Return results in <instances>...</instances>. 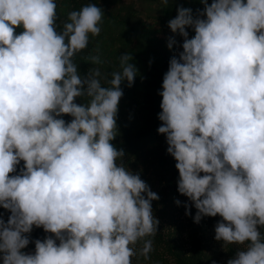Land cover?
<instances>
[{"label": "clouds", "instance_id": "obj_1", "mask_svg": "<svg viewBox=\"0 0 264 264\" xmlns=\"http://www.w3.org/2000/svg\"><path fill=\"white\" fill-rule=\"evenodd\" d=\"M200 3L167 22L183 39L158 90L157 132L176 161L185 214L222 218L214 239L237 246L227 264H264V0ZM56 9V0H0V208L10 213L0 212V261L147 260L151 240L132 246L157 233L160 197L112 143L133 56L120 55L107 86L98 67L81 75L73 57L99 36L104 10L88 2L58 30ZM177 43L171 36L167 47ZM34 227L48 235L26 252Z\"/></svg>", "mask_w": 264, "mask_h": 264}, {"label": "rangeland", "instance_id": "obj_2", "mask_svg": "<svg viewBox=\"0 0 264 264\" xmlns=\"http://www.w3.org/2000/svg\"><path fill=\"white\" fill-rule=\"evenodd\" d=\"M179 1L183 0H169V2ZM160 2L161 0H118L117 3L108 6L109 10H106L102 1L100 3V1L94 0L93 3L101 7L105 14L100 25L101 32L99 36L92 37L90 35L88 46L73 57L77 71L83 75L88 70L98 67L102 74L101 83L107 86L104 77L111 72L118 71V67L111 60L117 54L120 58V55L126 52L133 56L131 31L121 22H117V15L132 12L141 18L139 21L141 34L157 46L169 49L167 47V21L158 16ZM56 3L61 14L78 10L72 8L70 0H56ZM94 48L101 51L105 49V52L99 56V64L94 63L91 59V57L98 56ZM136 61L138 65L141 63L139 59ZM159 105L157 98L146 85L141 86L133 95L123 96L119 102L117 115V136L112 142H117L145 127L160 109ZM174 167L175 164L167 167H152L148 172L151 178L147 184L160 197L159 200L152 201L154 215L159 218L160 223L155 235L146 236L132 246L138 251L144 240H151L152 251L149 253V259L145 260L142 256H134L132 264H213V261L216 264H227V260L233 256L237 246L222 244L214 239V226L217 221L222 219L219 215L195 223L193 216L197 210L194 207L190 209L191 215L185 214L184 204L187 197L178 199L181 201L180 205L175 203L177 199L161 200L164 189L159 179H165ZM29 252H33V250ZM193 256L196 258L193 259Z\"/></svg>", "mask_w": 264, "mask_h": 264}, {"label": "trees", "instance_id": "obj_3", "mask_svg": "<svg viewBox=\"0 0 264 264\" xmlns=\"http://www.w3.org/2000/svg\"><path fill=\"white\" fill-rule=\"evenodd\" d=\"M98 2L102 1L105 9H108V6L111 4H115L118 0H97ZM72 8L80 9L84 4L91 2L94 0H70ZM210 2V0H209ZM182 5L183 7L191 8L193 10V14H195L197 9L203 8V5L200 3V0H183L179 2H169L167 5L162 2L159 3V17L164 18L167 22L174 18L177 15L176 9L178 6ZM109 10V9H108ZM57 11V25L58 30L59 27H62V21L67 18V12L61 14L58 9ZM115 14L114 12H111ZM141 18L137 17L135 14L127 13L122 15H117V22H121L126 28L131 31L132 35V53L133 60L129 61V63H134L137 68V75L135 76L134 83L131 87H128V83L125 80L121 84V88L123 89L124 95H133L137 92L141 86L146 85L152 91V93L157 98L160 103L162 97L158 95V90L161 89L163 74L167 71L168 61L172 55H174L178 49V44L182 42V37L178 34L172 33L171 29L167 26L168 38L171 36H175L177 44L173 45V50H169L166 47L157 46L153 43L149 38L144 37L141 34V23L139 22ZM17 31H20L18 29ZM190 36L194 33L191 29H189ZM98 53V56L105 52V49L94 48ZM80 59L85 57H78ZM139 59L141 63L136 61ZM111 61L118 67V71L120 70V58L119 54H117ZM122 96V97H123ZM87 103V99L77 98V103ZM161 111L159 109L157 113ZM156 115L152 118V120L143 128L135 131L134 133L125 136L123 139L112 142L118 148H123L125 150V157L123 160L124 166L129 167L134 172H139L141 178L149 182L151 175L148 174L150 168L152 167H167L171 164H175L176 161L174 158L167 154L166 148V140L164 134H158L157 128L160 125L161 121L157 118ZM63 118L66 121H70L72 119L69 115H63ZM23 162H21L22 166ZM19 167V166H18ZM178 179V170L174 167L171 173L164 179L160 178L159 181L163 185V194L161 196V200H176L185 197L177 191L176 181ZM0 212H3L4 218L7 219L10 214L7 210L0 208ZM210 217L205 216L201 220H206ZM203 224V222H202ZM264 231V229H261ZM47 233L44 232L43 228H33V231L30 234V244L24 250L29 252L30 250L35 249L34 241L35 239H43ZM196 256H193L195 259ZM2 264V261H0Z\"/></svg>", "mask_w": 264, "mask_h": 264}]
</instances>
